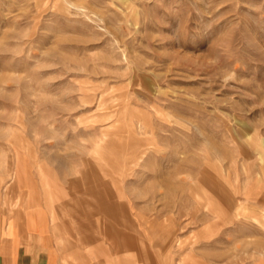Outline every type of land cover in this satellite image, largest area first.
<instances>
[{
  "label": "rangeland",
  "instance_id": "374dc122",
  "mask_svg": "<svg viewBox=\"0 0 264 264\" xmlns=\"http://www.w3.org/2000/svg\"><path fill=\"white\" fill-rule=\"evenodd\" d=\"M24 169L142 253L264 264V0H0V187Z\"/></svg>",
  "mask_w": 264,
  "mask_h": 264
},
{
  "label": "crops",
  "instance_id": "0c3cea01",
  "mask_svg": "<svg viewBox=\"0 0 264 264\" xmlns=\"http://www.w3.org/2000/svg\"><path fill=\"white\" fill-rule=\"evenodd\" d=\"M24 170L12 192H6V184L0 187V264H220L221 257L228 259L213 237L178 251L142 253L138 237L117 226L120 209L107 203L105 191L85 189L80 179L73 189L50 178L42 185L37 173L32 177Z\"/></svg>",
  "mask_w": 264,
  "mask_h": 264
}]
</instances>
